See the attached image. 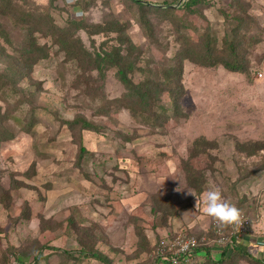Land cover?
<instances>
[{
  "label": "rangeland",
  "instance_id": "obj_1",
  "mask_svg": "<svg viewBox=\"0 0 264 264\" xmlns=\"http://www.w3.org/2000/svg\"><path fill=\"white\" fill-rule=\"evenodd\" d=\"M139 1L154 7L132 0L5 3L0 74L16 82L0 87V197L6 196L0 202V264H14L15 254L23 256L21 264H101L63 255L78 250L73 225L93 231L96 248L111 264H153L156 249L176 233L213 240L214 228L223 236L233 232L234 225H218L203 212L202 193L212 188L240 210L241 242L264 259L258 244L264 238V0H241L240 23L230 0H201L188 10L178 8L183 0ZM110 24L121 32H107ZM91 26L103 32L89 35ZM236 29L234 54L245 71L203 66L188 52L180 113L172 114L162 92L157 104L168 107L167 119L153 126L139 108L130 114L115 103L128 92L115 69L92 62L95 53L118 48L124 61H133L127 75L133 84H159L181 48L202 56L209 40L214 55L228 59L220 48ZM30 42L43 58L16 75L9 66L24 62ZM131 101L137 107V97ZM30 117L34 125L24 132L15 119L23 125ZM75 117L98 130L69 128L66 122ZM198 139L209 147L192 156ZM255 142L263 148L254 155L236 149ZM186 167L195 172L193 183L203 180L198 194L184 179ZM160 203L172 208L165 220L152 213ZM206 246L216 260L219 249ZM39 252L44 259L33 263Z\"/></svg>",
  "mask_w": 264,
  "mask_h": 264
},
{
  "label": "trees",
  "instance_id": "obj_2",
  "mask_svg": "<svg viewBox=\"0 0 264 264\" xmlns=\"http://www.w3.org/2000/svg\"><path fill=\"white\" fill-rule=\"evenodd\" d=\"M10 0H0V14L5 13V9L7 8L5 3ZM201 0H183L179 4V9H190L197 4L200 3ZM132 2L137 5L138 7H148L153 8V5H150L148 3L141 2L139 0H132ZM231 7L234 8L235 11H238V15L240 16L245 12L244 3L241 0H230ZM164 11L168 12V7L164 8ZM25 22V21H22ZM146 23L145 21H143ZM238 23L241 22V16L238 17ZM147 26V24H145ZM27 29H30L34 32L40 31V28L34 25H25ZM80 29V28H78ZM103 32L102 29L99 28V26H91V29L87 32L89 35H95L98 33ZM107 32H121L119 29V26L117 24H110L109 28L107 29ZM238 35V29L234 30L232 32V38L230 40H223L222 46L220 48L221 51H227L229 52V58L223 59L220 57H216L214 55L215 47L212 45V43L209 40H206L203 44V54L200 55V50L196 49H190L185 50L184 48H181L176 51V53L173 56V65L163 71V82L159 84H154L149 81L141 82L138 84H133L130 81V78L127 77V75L133 71V61H124L122 56L120 55V51L118 48H112L109 52L102 51L100 53H95L93 55V61L97 67L99 64L103 63L104 65L108 66L109 68L115 69V74L117 77V80L125 87V89L128 91L127 94L122 96L121 98L117 99L115 103H118L120 106H123L127 111H129L130 114H134L136 108L140 109V112L145 114V120H149L150 126H153L155 124H161V122L165 121L167 119V111L169 110L168 107L161 106L157 104V100L159 99L158 96L164 92L167 94L168 97V103L170 104V108H172V114L178 116L180 113L179 110V100L182 96V86L180 84L181 81V75H182V62L189 57L188 52H192L193 57L195 58V61L201 60L203 66H215V65H221L224 69H226L228 72H234V73H243L245 71V67L242 65H239V60L237 56L234 54V48H237L239 45L236 43L235 38L237 39ZM120 40V39H119ZM34 43L30 42L29 45H25L27 52L29 53L28 56H26L23 60V63H18L16 65L15 63L13 65H8L13 72L16 75H19L22 73V69L29 68L30 65H32L37 59L43 58V53L41 51V55H35L34 53ZM235 44V45H234ZM196 54H199V56H196ZM82 54L89 58V54L82 50ZM11 63L10 61L8 62ZM21 69V70H19ZM7 73L10 76V71H7ZM12 73V74H14ZM14 74V75H15ZM8 80L9 82L15 83L16 81H12L10 78H8L7 74H0V87L1 85L5 84V81ZM133 97H137L138 103H136L137 107L133 108L131 107L132 104H134L131 99ZM129 100V101H128ZM125 101V102H124ZM126 101L129 102L126 103ZM156 108V110H153V108ZM31 114V113H30ZM17 124L21 127V129L24 132H29L34 125L33 123V117L28 118L26 121H24V124L22 125V122L19 119H15ZM69 128L77 127L78 130L83 131H92L96 132L98 129L91 123L86 120H84L81 117H75L71 121L66 122ZM80 141V139H79ZM209 142L198 139L194 141L193 148L194 151L191 152L192 156H196L199 152H203L206 147H209ZM263 148L262 143L255 142L250 144H237L236 149L240 153H243L247 156L254 155L258 150H261ZM79 158L84 153L83 147L80 146L79 143ZM195 172H193L191 169L186 167L184 170V179L187 181V185L193 189L195 193H200L199 186L203 183V180L201 183L197 184L193 183L192 180H195ZM6 200V196L0 197V202H4ZM171 206L167 204H158V206H153L152 213L156 214L157 216H160L162 220H165L167 215L171 213ZM169 210V211H167ZM25 220H27L29 217L26 215ZM161 220V221H162ZM72 223L71 220H69V223ZM165 222V221H162ZM73 230H75L73 233L75 234L73 240L78 245V250L74 252L69 251H63V255H67L68 258L73 261V259L76 260V262L79 259H92L95 260L101 264H111V262L108 260L107 257L102 255L98 249L96 248V235H93V231H87L90 229H87L86 231L79 229L73 225ZM88 233V234H87ZM195 236V235H193ZM197 239L199 236H195ZM95 238V239H94ZM146 244V242H145ZM138 248H141L138 244ZM212 247L206 246V243L198 245L196 248H194L195 252H202V257L190 264H234L237 259L241 258H247L248 262L250 264H264V259L261 255H255L254 251H250V248L248 245L245 244V241L242 243L241 241L233 240L230 245H226L222 251L218 254V258L214 260L211 257L212 251H210ZM142 249V248H141ZM227 250H231V253L228 254ZM253 253V254H252ZM258 253V252H257ZM74 254H77L76 256ZM264 255V254H263ZM75 256V257H74ZM23 256L16 255L14 256L15 263L14 264H21L22 263ZM44 259V257L41 255V252L37 253L32 257L33 263L39 260ZM66 260H64L65 264ZM63 264V263H62Z\"/></svg>",
  "mask_w": 264,
  "mask_h": 264
},
{
  "label": "built area",
  "instance_id": "obj_3",
  "mask_svg": "<svg viewBox=\"0 0 264 264\" xmlns=\"http://www.w3.org/2000/svg\"><path fill=\"white\" fill-rule=\"evenodd\" d=\"M244 230V221L242 220V225L240 227L234 226L233 232L228 236H223L218 229L214 228L215 238L213 240L206 239L204 236L197 239L193 235L176 233L168 239L167 243H162L156 249L153 264H190L201 258L200 254L202 252L194 251V248L198 245L210 242L219 251H222L233 240L242 241ZM263 241L264 238L258 243L262 247H264ZM253 249L256 248L253 246ZM164 253H166V256H164Z\"/></svg>",
  "mask_w": 264,
  "mask_h": 264
},
{
  "label": "clouds",
  "instance_id": "obj_4",
  "mask_svg": "<svg viewBox=\"0 0 264 264\" xmlns=\"http://www.w3.org/2000/svg\"><path fill=\"white\" fill-rule=\"evenodd\" d=\"M203 212L211 217L218 225H242L241 212L231 202L227 201L219 188H212L202 193Z\"/></svg>",
  "mask_w": 264,
  "mask_h": 264
},
{
  "label": "crops",
  "instance_id": "obj_5",
  "mask_svg": "<svg viewBox=\"0 0 264 264\" xmlns=\"http://www.w3.org/2000/svg\"><path fill=\"white\" fill-rule=\"evenodd\" d=\"M215 253H216V255L218 256V254H219L220 252L217 251V252H215ZM202 255H203V254L201 253L200 256L202 257Z\"/></svg>",
  "mask_w": 264,
  "mask_h": 264
}]
</instances>
